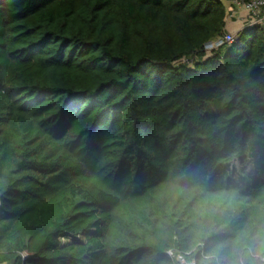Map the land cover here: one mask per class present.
Here are the masks:
<instances>
[{"label":"trees","instance_id":"obj_1","mask_svg":"<svg viewBox=\"0 0 264 264\" xmlns=\"http://www.w3.org/2000/svg\"><path fill=\"white\" fill-rule=\"evenodd\" d=\"M225 13L0 0V264H168L201 214L264 225V34L205 58Z\"/></svg>","mask_w":264,"mask_h":264},{"label":"clouds","instance_id":"obj_2","mask_svg":"<svg viewBox=\"0 0 264 264\" xmlns=\"http://www.w3.org/2000/svg\"><path fill=\"white\" fill-rule=\"evenodd\" d=\"M215 214H201L185 233L180 247L167 250L168 264H264V225L255 233L240 232L229 240L212 237L227 228Z\"/></svg>","mask_w":264,"mask_h":264},{"label":"built area","instance_id":"obj_3","mask_svg":"<svg viewBox=\"0 0 264 264\" xmlns=\"http://www.w3.org/2000/svg\"><path fill=\"white\" fill-rule=\"evenodd\" d=\"M226 8L225 26L221 34L213 37L203 47L205 58L212 57L220 48L230 45L235 41L236 33L244 28L258 25L264 34V0H219ZM240 22V27L235 32L227 29L228 23ZM183 63L187 59L181 60ZM168 255V253H167Z\"/></svg>","mask_w":264,"mask_h":264},{"label":"rangeland","instance_id":"obj_4","mask_svg":"<svg viewBox=\"0 0 264 264\" xmlns=\"http://www.w3.org/2000/svg\"><path fill=\"white\" fill-rule=\"evenodd\" d=\"M248 168H247V173H252L255 171L256 167H257V163L258 161L255 158H248ZM226 168H228L229 170H231L232 172H235L236 174H240V172L242 171V166H241V161L240 160H234V162H231L230 164L226 165ZM83 241L81 236H65L61 239V242L63 244H66L68 242H72V241Z\"/></svg>","mask_w":264,"mask_h":264},{"label":"crops","instance_id":"obj_5","mask_svg":"<svg viewBox=\"0 0 264 264\" xmlns=\"http://www.w3.org/2000/svg\"><path fill=\"white\" fill-rule=\"evenodd\" d=\"M240 22L239 21H235L234 23H228L227 25V29L230 32H235L239 27H240Z\"/></svg>","mask_w":264,"mask_h":264}]
</instances>
